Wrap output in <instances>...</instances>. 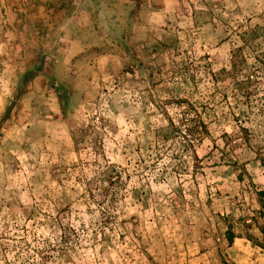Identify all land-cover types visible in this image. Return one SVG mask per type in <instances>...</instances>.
Here are the masks:
<instances>
[{"label":"rangeland","instance_id":"rangeland-1","mask_svg":"<svg viewBox=\"0 0 264 264\" xmlns=\"http://www.w3.org/2000/svg\"><path fill=\"white\" fill-rule=\"evenodd\" d=\"M82 2L0 0V264H264V163L241 117L210 123L197 159L153 134L182 126L186 100L202 112L209 71L239 46L240 75L264 80V0H175L160 14L129 0L118 29L69 40Z\"/></svg>","mask_w":264,"mask_h":264},{"label":"trees","instance_id":"trees-1","mask_svg":"<svg viewBox=\"0 0 264 264\" xmlns=\"http://www.w3.org/2000/svg\"><path fill=\"white\" fill-rule=\"evenodd\" d=\"M242 35V43L247 46L252 45L253 48L256 49L258 44L253 45L252 40L245 39V36L252 35V30L243 31ZM259 56H261L260 52L256 51L253 57L264 66V62ZM245 65L246 58L243 47L239 46L234 51H231L228 70L223 68V72L209 71L212 86L210 88L211 90L207 92L205 100L201 102L202 112L198 110L196 103L190 100L184 101L187 105L186 113L190 112L191 114L186 116L182 126L176 125L169 119L166 129L160 127L153 130L154 138L157 141L166 142L171 138L180 136L186 142L184 147H186V149L188 148V151H191L192 155L197 159L194 142L201 141L203 136L209 134L210 123H218L227 118H236L240 116L241 119L238 125L240 139L251 149H254L256 155H258L261 162L264 163V133H261V130H259L261 121L256 120L257 116L264 117V106L258 107L262 101L259 97V91L264 89V80L260 81L258 78L259 76L254 73L240 75V69ZM255 71L257 70L255 69ZM262 73H264V70ZM32 75H30V77ZM192 78L194 79V77H191V79ZM225 78L229 80L227 82L228 84L221 86L219 83H226L224 82ZM184 81H186V79L183 80V82ZM25 89L26 85L18 91V95L22 94ZM192 93L193 92H191V95ZM248 124L255 126L252 128L248 126ZM108 177L111 185L120 184L119 171H117L115 167H111ZM118 189L120 190L121 188L118 187ZM114 198L115 196L112 198L113 201ZM108 222V220H101L103 224ZM111 223H113V221H111ZM234 237V232H232V230H227L226 238L228 241H233ZM66 238H69V235L63 231V240L65 242H67Z\"/></svg>","mask_w":264,"mask_h":264},{"label":"crops","instance_id":"crops-1","mask_svg":"<svg viewBox=\"0 0 264 264\" xmlns=\"http://www.w3.org/2000/svg\"><path fill=\"white\" fill-rule=\"evenodd\" d=\"M150 9L153 14L169 13L175 8V0H148ZM129 0H83L80 6L72 8L70 17L65 21V29L69 32V40H92L90 31L99 25L102 29H118L120 23L113 16L120 7H129ZM143 9H136L141 12ZM95 18L99 20H95ZM52 27L60 28L58 21H52ZM96 26V27H95ZM110 35V34H109ZM106 40V38H104ZM108 40H111L108 38ZM84 45V41H83Z\"/></svg>","mask_w":264,"mask_h":264}]
</instances>
